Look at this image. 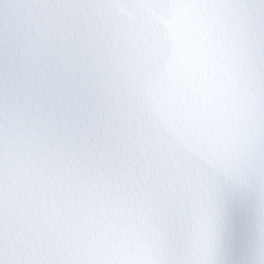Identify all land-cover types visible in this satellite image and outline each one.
<instances>
[{
  "label": "snow or ice",
  "instance_id": "6c2138e0",
  "mask_svg": "<svg viewBox=\"0 0 264 264\" xmlns=\"http://www.w3.org/2000/svg\"><path fill=\"white\" fill-rule=\"evenodd\" d=\"M0 264H264V0H0Z\"/></svg>",
  "mask_w": 264,
  "mask_h": 264
}]
</instances>
